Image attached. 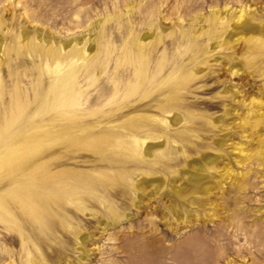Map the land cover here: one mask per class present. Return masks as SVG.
Masks as SVG:
<instances>
[{"label": "rangeland", "instance_id": "374dc122", "mask_svg": "<svg viewBox=\"0 0 264 264\" xmlns=\"http://www.w3.org/2000/svg\"><path fill=\"white\" fill-rule=\"evenodd\" d=\"M27 32L85 46L74 137L101 136L107 128L122 130L131 117L155 116L168 121L150 142L164 143L169 157L122 169L123 186L98 188L84 203L70 201L62 210L52 205L58 213L53 222L64 227L46 235L38 252L28 244L37 225L5 196L15 223L2 221L7 216L0 213V264H20L31 250L33 264H264V45L254 42L264 40V0H0L1 129L7 117H27L35 126L56 121L50 119L55 112L33 118L36 91L44 93L53 75L35 52L22 50ZM147 35V75L160 86L146 85L123 100L136 77L116 58ZM181 70L195 78L171 98L172 113L163 114L159 108L171 100L167 86L178 82L168 78ZM97 153L73 141L56 143L45 146L25 172L94 177L119 170L115 160ZM195 175L200 180L193 181ZM10 178L0 182V196L15 186ZM139 240L154 242L147 250L153 261L138 259Z\"/></svg>", "mask_w": 264, "mask_h": 264}, {"label": "bare ground", "instance_id": "6f19581e", "mask_svg": "<svg viewBox=\"0 0 264 264\" xmlns=\"http://www.w3.org/2000/svg\"><path fill=\"white\" fill-rule=\"evenodd\" d=\"M243 12L242 9L239 11V15L237 16L238 22L242 21L244 16ZM227 13L228 10L225 9V15H229ZM149 38H152V36L147 35L141 37L134 43V51L129 47H125L123 55L116 58L117 63L123 62L124 65L132 66L134 69V76L136 77V84L126 89V92L123 93V100L134 96L141 89H146V85H149L148 87L153 85L154 87L160 86V83L155 85V78L149 79L147 75V63L149 61L147 62L146 48L150 45L148 41ZM25 39L29 41L23 45V48L21 47L22 50L29 53L35 52L37 57L40 58L43 69H45L48 74L50 73L53 75V81L44 93H41L42 91H36L35 100H37L39 104L33 118L44 117L51 112H55L56 116L50 119L55 118L56 121L51 120L50 123H41L35 126L32 124L33 122L26 119L27 117L25 116V118L16 116L10 121H7L8 117L5 118L6 120L3 118L6 125L4 126L3 124L4 128H0V151L2 150L0 152V182L5 181L9 177H13V179H10L12 183H15V186L11 191L9 190L6 194L0 196V213L5 214V216L9 214L12 215V213H9L8 203L4 199L5 196L8 195L13 204H15L23 214L29 217L28 222L30 221L37 225L31 227L29 231L28 244H31L33 249L38 252L41 245L43 246V243H47L46 235L52 236L59 228V225L64 227L62 221L59 223L53 222V219L55 221L58 217V213L52 211V205L62 210L70 201L75 204L84 203V196L93 194L98 191V188L107 192L110 189L123 186L125 179L122 169H127L129 167L141 169V167L150 164V161L155 163L154 161L160 160L158 157H169L166 155L164 149H161L165 146L164 143L152 144L150 142L153 136L154 138H160V124L165 125L168 120L161 121L155 116H151L150 120L145 116L131 117L125 120V125L122 130L117 129L114 131L107 128L105 134L101 136H94L89 139L82 136L74 137L72 130L75 131L79 128V125L77 124V126L75 121L80 119V113H82V109L79 108L81 107L80 93L77 92L76 87L80 72L79 68H81V65L85 66L88 62L85 46L77 40L67 45L66 42H61L57 38L36 37L31 35L30 32L25 34ZM254 42H260L264 45V40L260 38H257ZM158 43H160V39ZM65 48H69V50L66 51ZM90 68L91 64H88L86 69L89 70ZM182 71L183 70H181L179 74L172 73L168 78V81L174 79L178 80V82L174 80L175 82L173 84L169 83L167 86V90L170 92L168 95L169 100L173 97L175 99L179 98L178 93L182 90V87L189 84L195 78L192 71L186 73ZM44 74L46 73H43V75ZM44 82L46 85L47 82L45 80ZM113 87L115 95L120 93L116 85ZM115 88L117 90H115ZM146 94L141 98V101L145 99ZM172 101L173 99L159 108L163 114L168 115L172 113L174 109V104L171 103ZM255 103L256 101L253 100L252 104ZM133 109L135 110L136 107L133 106ZM74 118L76 119L74 120ZM177 119H179V117L174 118L172 121L176 123ZM54 123L58 124L60 127L53 126ZM65 141H73V143L75 142L82 145L86 150L104 154L103 156H106L112 161L115 160L118 163L119 170L111 174L105 172L98 173V176L94 177L83 173L71 177L66 173L67 170L66 172H60V174L56 175L38 172L39 170L31 173L25 172L29 162L37 157L45 146H51ZM207 161H212V158H208ZM27 171L29 172V170ZM103 178L106 180L104 181ZM191 178L193 181H198L201 177L199 178L195 175ZM69 179H71V181H68ZM204 191L205 194H207L209 191L208 187L204 189ZM125 193L126 190L123 194ZM99 202L106 203L108 206L107 208L110 209L113 214H116V212L112 210L109 201L105 200V198L101 197ZM172 209L175 210L173 206ZM1 220L15 223V219H12L10 216L6 218L2 217ZM18 232L22 236L19 227ZM41 233H44L45 237H42L40 235ZM198 233H200V230ZM137 238H141V236ZM10 240L12 244L16 243L14 239L10 238ZM21 242L23 246H26L25 238H21ZM151 243L154 245L153 241L149 242V245L147 243L144 245V243L140 241L139 244L135 246L134 250L138 259L144 256H146V260L152 259L153 256L149 255H153V252L150 253L147 251L148 248H151ZM31 251L32 254H29L25 261L20 260V264H33L37 262L36 254L33 255V250ZM60 253L59 250L56 256H60ZM10 264L13 263L11 262ZM40 264L42 263L40 262Z\"/></svg>", "mask_w": 264, "mask_h": 264}]
</instances>
